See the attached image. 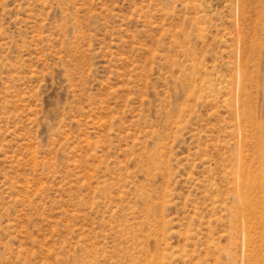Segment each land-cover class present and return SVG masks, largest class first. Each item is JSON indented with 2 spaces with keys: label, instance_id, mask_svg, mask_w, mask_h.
<instances>
[{
  "label": "rangeland",
  "instance_id": "obj_1",
  "mask_svg": "<svg viewBox=\"0 0 264 264\" xmlns=\"http://www.w3.org/2000/svg\"><path fill=\"white\" fill-rule=\"evenodd\" d=\"M0 264H264V0H0Z\"/></svg>",
  "mask_w": 264,
  "mask_h": 264
},
{
  "label": "bare ground",
  "instance_id": "obj_2",
  "mask_svg": "<svg viewBox=\"0 0 264 264\" xmlns=\"http://www.w3.org/2000/svg\"><path fill=\"white\" fill-rule=\"evenodd\" d=\"M245 39V37H243ZM261 180L263 181V179L261 178ZM246 205H248L250 203V201H245Z\"/></svg>",
  "mask_w": 264,
  "mask_h": 264
}]
</instances>
